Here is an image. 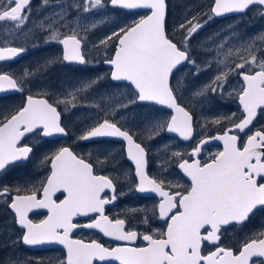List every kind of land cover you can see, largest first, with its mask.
Returning a JSON list of instances; mask_svg holds the SVG:
<instances>
[{
	"label": "snow or ice",
	"instance_id": "snow-or-ice-1",
	"mask_svg": "<svg viewBox=\"0 0 264 264\" xmlns=\"http://www.w3.org/2000/svg\"><path fill=\"white\" fill-rule=\"evenodd\" d=\"M108 8L146 12L94 43L101 59L90 58L87 36L105 22L96 17ZM253 8L264 18V0H212L207 12L186 14L170 33L167 0H41L35 19L32 0H0V62L27 53L30 37L42 35L45 45L61 46L59 54L19 74L0 68V99L5 93L23 96L17 105L0 107V251L5 253L0 264H34L21 246L51 244L65 250L59 264H264V228L238 247L225 242L227 232L243 230L258 214L264 215V32L242 35L229 25L223 37L217 32L199 45L192 43L215 17ZM20 36L24 44L18 43ZM94 61L109 71L69 84L54 99L42 85L36 91L29 87L56 64L91 71ZM185 67L191 81L176 76ZM208 71L212 77L198 83ZM233 75L240 78L239 87L229 90ZM102 81L113 83L99 91ZM233 94L241 109L238 120L233 113L210 121L219 125L227 119L229 126L200 139L190 152L172 151L159 165L163 173L171 161L188 183L149 175L151 149L146 141L163 133L192 140L195 107ZM89 108L95 115L85 117L75 139L94 145L95 161L91 153L86 157L66 145L37 157L53 138L69 136L65 113ZM161 108L169 110L167 116L160 114ZM30 137L39 144L28 143ZM212 140L222 142V149L201 159L203 146ZM117 143L134 166L136 180L129 192L159 198L151 209L128 210L144 213L138 217L144 231L130 227L126 218L107 214V206L126 193L118 191L119 178L99 174L97 165L115 159ZM33 165L47 168L43 179L10 180L16 171ZM154 220L163 225L153 226ZM80 229L118 243L105 246L95 238H75ZM35 264L42 262L37 259Z\"/></svg>",
	"mask_w": 264,
	"mask_h": 264
},
{
	"label": "flooded vegetation",
	"instance_id": "flooded-vegetation-1",
	"mask_svg": "<svg viewBox=\"0 0 264 264\" xmlns=\"http://www.w3.org/2000/svg\"><path fill=\"white\" fill-rule=\"evenodd\" d=\"M41 0H32V8L33 13H35L36 9L40 5ZM169 1V0H167ZM211 25V32H222L224 30L228 29L229 25H233L234 29H236L240 34L244 35L247 34L248 36L255 35L260 32H264V18L261 17L259 14V11L256 8H253L249 10L246 14H239L235 16H229L223 19H213L210 21ZM4 27H7V24L4 25ZM2 31V29H0ZM39 39L40 43H37L36 38L30 39L27 41V47L28 52L25 53L22 57L15 61H7V62H0V68L3 70L13 71L17 74L21 73L23 69L25 68H33L38 62L42 63L46 58L51 56L52 54H59L61 51V46L58 44H50L45 45L41 44L43 42V36L40 35L37 37ZM18 43H20L18 41ZM25 41H22L20 44H24ZM230 43H234L231 41ZM33 44H38L39 47H33ZM93 57H96L98 60L100 59V55L98 51L94 54ZM91 58V57H90ZM235 59V57L233 58ZM94 67H91L92 69H96L98 72L102 68L104 71L109 70L105 64L102 62L96 63ZM70 68L72 70L78 71V74L82 77H86L87 75L89 77H92L94 75L93 71H81L80 69L83 68V66H76V65H66V64H56L52 66L42 77L38 79H34L33 82L29 85L33 89V91L37 90L35 87V82H46V81H55L59 80L62 77V74H64L63 70ZM100 73V72H99ZM207 75L206 80H209L212 75L213 71L206 72ZM110 82V81H109ZM240 78L238 76H231L229 80V90H231L232 87H239ZM49 93V99H54L55 94L58 92H48ZM5 98L0 99V107L3 106H10V105H17L19 104L23 96L19 93H6L3 95ZM64 106L61 105V109ZM209 108V121H208V129L203 130L201 132L195 131L194 138L189 143H182L178 141V150L182 153L190 152L192 147L195 145L196 142H198L202 138L214 136L218 133H221L225 127L229 126V121L225 119L221 124L215 125L210 123V121L220 118V117H230L233 113H235V117L233 119L238 120L241 116V109L240 105L238 103V99L236 98L235 94L232 96L225 95L223 98L220 96H216L211 100V103L208 106ZM216 117V118H215ZM69 114H64V120L68 125L69 128V136L68 137H57L53 138L54 143L51 145H48L47 147H44L41 149L40 152L37 153V156L41 155L44 152L50 151L52 148L58 147L60 145H66V142L68 139H72L71 135V123L69 122ZM264 123V121H261ZM260 124H256V128H259ZM255 129H253L254 131ZM241 139H245V137L242 135ZM30 144H39V142L36 140V138L30 137L27 140ZM81 143V142H80ZM82 144V143H81ZM85 146L92 145L91 143L82 144ZM117 143L115 145V148L113 147V155H120V167H123L128 171V174L130 177H132V182L135 181L134 176V168L127 163L125 157H123L121 153V146ZM67 146V145H66ZM94 146V145H93ZM117 151H116V150ZM222 149V142L221 143H215L206 147H203L201 159H208L211 154H214L215 152ZM91 155L94 157L92 159L93 161L97 158V152H91ZM157 156V155H156ZM102 158V157H101ZM97 168L99 170V174H105V175H111L114 179L119 178L117 180L118 183V191L123 190L126 195L120 197L114 205L107 206V214L111 215H118L121 218H126L129 222V226L138 230V231H144L145 226L140 222V219L138 217H141L144 215L142 212H136L132 213L128 211L129 209H151L155 203H157L158 199L153 196H143L138 195L136 192H131V194L127 193L125 191V188L121 185L123 183L122 179L120 178V173L116 172V166L115 164L113 166H110V161L103 165H97ZM36 170V171H35ZM40 170V171H38ZM47 174V168H38L36 165L29 166L27 170H18L16 171L12 177H10L11 181H21L23 182L24 179L31 178L33 182H36L39 179H43V177ZM163 175L167 178V180H172L174 183L177 184H186L188 183V180L182 175V173L179 172V169L175 167V164L172 166V171L170 172H163L161 173L159 164L157 161H152L150 159V165H149V175ZM178 190H183L178 189ZM129 192V191H128ZM59 195V194H58ZM33 219H39L42 218L40 216H33ZM80 222H85L84 218H80ZM157 225H163L162 221L154 220L153 226ZM264 228V215L258 214L257 217H254L253 220L248 224L247 228L241 230L239 227L227 232L225 234V242L233 247H238L240 243L243 242L245 238L250 236L252 233ZM75 238H84V239H90L95 238L98 239L100 242L104 243L105 246H115L116 242L112 240H107L105 237H103L101 234L95 232V231H85L84 229L77 230L76 233H74ZM138 244L141 243V241H137ZM21 252H23L26 256L34 258V264L35 260H39L42 262V264H59L61 260L64 259L65 256V250L63 249V246L58 244H51V245H44V246H38L35 248H24L21 246ZM5 253L0 251V257L4 256Z\"/></svg>",
	"mask_w": 264,
	"mask_h": 264
},
{
	"label": "rangeland",
	"instance_id": "rangeland-1",
	"mask_svg": "<svg viewBox=\"0 0 264 264\" xmlns=\"http://www.w3.org/2000/svg\"><path fill=\"white\" fill-rule=\"evenodd\" d=\"M210 5H211V0H171L169 3V10H168V15H167L169 32L171 33L173 28L177 27L179 23L182 22L186 14L195 15L197 12H207V9L209 8ZM189 8L191 9V12L186 13V9H189ZM141 15L142 13H139L138 15H133L130 13L127 14L124 12L122 13L116 10H112L110 8L106 10H102V15H98L96 19L102 18L105 20V22L102 23L95 31L90 32L87 36V39L89 41L87 45L88 50H89V57H93L94 54L98 51L97 49L92 47L94 43H98L100 39H102L105 35L110 34L112 31L116 30L118 26H124V25L130 24L133 20L139 19ZM35 18L36 17L34 13L33 19ZM211 28L212 27L210 25V22H208L204 26V28L198 33V35L194 37L192 41L193 45L194 46L199 45L201 42L205 41L207 37L212 36L215 33H217V32H211L210 31ZM221 33H222V37L223 35L228 34L227 30L222 31ZM175 35L177 39L180 38L179 32H176ZM30 39L31 37L28 40ZM18 41L21 43L22 41H25V38L23 36H20ZM36 41L37 43H40L39 42L40 40L37 39V37H36ZM41 44H44V42H41ZM113 48H114V45H113ZM111 51L112 49H109V54H111ZM197 55L199 56V51H197ZM93 65H96V64L93 62ZM93 65H90V66L94 67ZM91 71L94 72L93 76H95L99 74V72L104 73L109 70L104 71L101 68L99 72L96 69H92ZM63 72L64 74H62V77L59 80L46 81V82H35L36 89L42 85L43 88L48 92H59L62 88H67L69 84L75 83L78 80H82V79L89 77L88 75L86 77H82L81 75L78 74V71L72 70L70 68L64 69ZM205 75H207L206 72L201 74L200 80L198 81V83L207 81L206 77H204ZM176 76L178 78H183L187 76V79L189 81L192 80V77L189 75L188 67H185L180 72L176 73ZM110 84L112 83H110L109 81H102L101 84L98 86V90L103 91ZM208 106L209 104L203 107H200V106L195 107L194 117L197 122L196 131H199L201 133H203L202 132L203 130L208 129V125H209L208 121L210 117ZM73 111L75 114L68 112L69 117H70L69 122L72 124L71 130H70L72 139H68L66 142V145L73 147V149L76 152H78L80 155H84L87 157L89 153L96 152L94 151V146L93 145H90V146L82 145L79 141L75 139V135L79 132L81 125L87 122L85 120V117L95 115V110L89 108V109H76ZM160 114H162L163 116H167L168 112L161 110ZM146 143H148V146L151 149L150 159L154 162L157 161L159 165L164 160L168 159L171 156L172 151L178 150V147H179L178 144H176L177 140L175 137L166 136L164 133L162 134V138L158 137L156 140H153L150 142L146 141ZM165 145H167V150H165ZM113 147L115 148V145ZM118 147L120 148V145H118ZM40 156L41 155L37 157H40ZM114 157H115L114 160H109L110 166H113L115 164L116 172L120 173V178L123 181L121 185L125 188V191H127V193L131 194V192H128L129 191L128 189L133 179L132 177H130L126 169H124L123 167H120V163H119L120 155H116ZM91 159H94L92 155H91ZM101 159H103V157ZM173 165L174 163L169 161L167 165V170L165 172L168 173L172 171ZM38 168L42 169L41 167H38ZM125 177H127V179H125Z\"/></svg>",
	"mask_w": 264,
	"mask_h": 264
},
{
	"label": "water",
	"instance_id": "water-1",
	"mask_svg": "<svg viewBox=\"0 0 264 264\" xmlns=\"http://www.w3.org/2000/svg\"><path fill=\"white\" fill-rule=\"evenodd\" d=\"M112 9V8H111ZM118 10H121V11H124V12H127V13H136V12H146V10H124V9H118ZM233 15H239L238 13H233V14H227V15H225V16H222V17H215V18H217V19H223V18H226V17H229V16H233ZM20 58V57H19ZM19 58H17V59H19ZM16 59V60H17ZM7 62V61H6ZM106 67H108L109 68V66H107V65H105ZM113 83V82H112ZM6 94V93H5ZM4 95V94H3ZM156 107H158V108H160V106H156ZM162 109V108H161ZM162 110H165V111H168L169 112V110H167V109H162ZM166 136H171V137H176V138H178V140L179 141H181V142H184V143H188L189 141H183V140H181L176 134H171V133H164ZM191 141V140H190ZM83 143H88V142H83ZM217 144V143H221L220 141H215V140H212V141H210L209 143H207V144H205L204 146H209V145H212V144ZM126 158V157H125ZM127 160V159H126ZM127 162L129 163V164H131V162L130 161H128L127 160ZM131 166L134 168V166L131 164ZM183 175V174H182ZM135 176V175H134ZM186 178V177H185ZM135 179H136V177H135ZM187 179V178H186ZM138 195H143V196H153V197H155L154 196V194H140V193H137ZM155 198H157V199H159L158 197H155ZM85 230H87V231H90V230H88V229H85ZM105 239H107V240H111L110 238H107V237H105ZM115 242V241H114ZM118 243V242H117Z\"/></svg>",
	"mask_w": 264,
	"mask_h": 264
},
{
	"label": "trees",
	"instance_id": "trees-1",
	"mask_svg": "<svg viewBox=\"0 0 264 264\" xmlns=\"http://www.w3.org/2000/svg\"><path fill=\"white\" fill-rule=\"evenodd\" d=\"M168 3V10H169V3H170V0L167 2ZM207 11H208V9H207ZM139 13H133V15H138ZM142 15H144V13H142ZM167 27H168V20H167ZM168 31H169V29H168Z\"/></svg>",
	"mask_w": 264,
	"mask_h": 264
},
{
	"label": "bare ground",
	"instance_id": "bare-ground-1",
	"mask_svg": "<svg viewBox=\"0 0 264 264\" xmlns=\"http://www.w3.org/2000/svg\"><path fill=\"white\" fill-rule=\"evenodd\" d=\"M203 147H206V146H203Z\"/></svg>",
	"mask_w": 264,
	"mask_h": 264
}]
</instances>
